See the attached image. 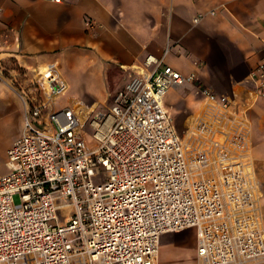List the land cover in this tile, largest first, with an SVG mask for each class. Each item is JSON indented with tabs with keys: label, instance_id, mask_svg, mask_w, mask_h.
Wrapping results in <instances>:
<instances>
[{
	"label": "built area",
	"instance_id": "2783aa9c",
	"mask_svg": "<svg viewBox=\"0 0 264 264\" xmlns=\"http://www.w3.org/2000/svg\"><path fill=\"white\" fill-rule=\"evenodd\" d=\"M145 64L88 116L91 149L80 113L56 105L67 89L56 63L39 69L0 174V264H158L161 235L188 227L200 264L264 258L247 120L201 87L205 108L182 135L165 96L196 72L153 54ZM251 77L264 95V62Z\"/></svg>",
	"mask_w": 264,
	"mask_h": 264
},
{
	"label": "crops",
	"instance_id": "0c3cea01",
	"mask_svg": "<svg viewBox=\"0 0 264 264\" xmlns=\"http://www.w3.org/2000/svg\"><path fill=\"white\" fill-rule=\"evenodd\" d=\"M149 54L185 74H197L193 83L175 85L165 96L174 121L175 101L168 102L172 91L181 88L180 94L189 90L193 95L195 110L187 131L206 105L201 87L229 95L232 111L247 120L264 220V95L251 77L252 68L264 62V0H0V61L13 58L30 73L55 62L66 91L71 82L63 63L90 70L103 81L105 86L90 89L87 97L94 101L89 105L70 106L81 117L100 110L96 107L107 103L112 91L145 71ZM20 105L17 133L25 112ZM190 228L197 255L194 227L168 232ZM168 232L161 235L160 250L164 240L173 242Z\"/></svg>",
	"mask_w": 264,
	"mask_h": 264
},
{
	"label": "rangeland",
	"instance_id": "374dc122",
	"mask_svg": "<svg viewBox=\"0 0 264 264\" xmlns=\"http://www.w3.org/2000/svg\"><path fill=\"white\" fill-rule=\"evenodd\" d=\"M63 70L71 84L67 91L56 98L58 108L67 105L75 107L86 103L89 105L91 101H94L91 97H87L92 86H97V88L105 86L97 75L92 74L90 70L85 68L74 70L63 63ZM38 72H28L20 67L13 58H6L0 61V174L7 170L8 147L20 134L17 133L19 114L23 111L20 102L25 106L26 99L40 93L38 89ZM180 89L177 88L172 91L168 102L173 103L175 101L172 104L173 106H171L174 121L180 133L186 135L189 120L195 110V106L193 95H188L189 90H184L180 94ZM113 92H111L107 103L98 105L96 108L108 110L112 104L111 96ZM79 95H83V97ZM87 118L88 116L83 114L82 135L86 140L87 148L91 149L97 146L98 141L93 135V129L89 124V118ZM168 234L173 236V242L170 240L163 241L160 254L157 258L158 264H200V260L196 255V235L192 231V228L186 230V232H168ZM248 264H264V258Z\"/></svg>",
	"mask_w": 264,
	"mask_h": 264
},
{
	"label": "bare ground",
	"instance_id": "6f19581e",
	"mask_svg": "<svg viewBox=\"0 0 264 264\" xmlns=\"http://www.w3.org/2000/svg\"><path fill=\"white\" fill-rule=\"evenodd\" d=\"M159 246H160V243H159ZM159 251H160V248H159V250H158V255H159Z\"/></svg>",
	"mask_w": 264,
	"mask_h": 264
}]
</instances>
